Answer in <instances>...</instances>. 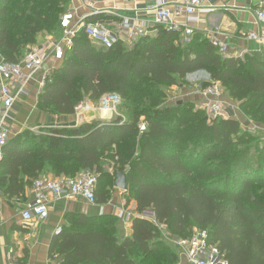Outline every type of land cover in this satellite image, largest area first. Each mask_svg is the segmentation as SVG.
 Wrapping results in <instances>:
<instances>
[{"label":"trees","instance_id":"16d2710c","mask_svg":"<svg viewBox=\"0 0 264 264\" xmlns=\"http://www.w3.org/2000/svg\"><path fill=\"white\" fill-rule=\"evenodd\" d=\"M68 6L69 0H0V60L18 63L37 34L61 32ZM100 17H87L85 24ZM155 30L111 48L92 41L84 28L76 33L72 49L45 78L37 109L70 115L85 99L96 103L115 94L118 113L9 138L0 190L17 194L42 172L71 178L91 170L95 201L103 204L121 173L127 204L132 198L135 213L154 212L158 225L133 216L128 236L119 235L114 215L67 214L51 246L60 264H177L160 225L179 238L206 230L207 243L228 264H264V140L235 119H206L193 102L164 104L163 89L203 70L249 120L264 124V61L223 56L210 41L182 42L176 33Z\"/></svg>","mask_w":264,"mask_h":264},{"label":"crops","instance_id":"0c3cea01","mask_svg":"<svg viewBox=\"0 0 264 264\" xmlns=\"http://www.w3.org/2000/svg\"><path fill=\"white\" fill-rule=\"evenodd\" d=\"M154 1L96 0L93 9L90 10L82 6L78 0H74L69 1L68 11L72 10L75 12L74 21L78 20L82 15L90 17L100 14L102 17L97 21L107 24L111 29H113L112 25L114 22L123 17H128L136 25L144 22L149 34H154L157 25L154 23V12L150 8ZM167 1L171 9L174 3L181 0ZM257 2L258 0H205L202 7L194 14L196 21L191 24L193 28L191 38L196 41H209L208 32L212 31L217 40L226 44L225 56L241 58L246 54L264 61V31L261 29L262 24L257 21L253 13ZM173 19L176 22H183L184 16L174 17ZM250 33H255L261 39L247 38ZM61 35L62 30L59 33L40 32L36 36L35 43L25 47L23 55L32 47H45L50 39H58ZM46 51L48 52L49 50L47 49ZM58 62L59 60L48 57L44 61V72H50L58 65ZM189 77L201 79L202 81H208L209 79L208 73L203 70L189 73L185 76L186 79ZM8 84L13 90H17L20 87L19 83L8 82ZM39 90L40 87L35 79L27 83L26 93L23 92L17 96L9 118L4 123L8 139L24 129L34 131L48 128H74L82 122H90L97 119L108 120L113 117L112 111L103 112V110L93 109V103L87 99L82 101L90 105L87 110L79 113L74 111L70 115H50L38 110L36 107ZM184 91L185 89H183ZM236 107H238V103L233 101V119L239 121L242 128L251 131L259 128L257 123L249 120ZM118 174L121 173H117L116 177ZM38 176H45L50 179L65 178L64 176H54L50 172H42ZM50 196L47 203L48 217L44 220L33 219L25 222L21 218L20 213L32 202L33 190L31 185H25L17 194L0 190V264H60V256L56 252L51 251V246L57 236L54 233L56 227L60 226L62 228L65 225L66 215L69 213L83 214L89 217L114 215L118 219L117 229L119 235H130L131 218L128 221L125 218H121V220L118 218L119 213L122 211L135 213V201L130 198L128 204L126 202L128 197L126 187L125 189L117 188L114 182V186L110 190V197L103 204L96 202L89 204L77 196L60 198ZM163 240L171 247H174V245L176 247V244L171 239H169L170 241ZM177 264L187 263L184 258H181Z\"/></svg>","mask_w":264,"mask_h":264},{"label":"built area","instance_id":"2783aa9c","mask_svg":"<svg viewBox=\"0 0 264 264\" xmlns=\"http://www.w3.org/2000/svg\"><path fill=\"white\" fill-rule=\"evenodd\" d=\"M74 1V0H69ZM82 6L93 9L96 0H78ZM205 0H181L169 8L167 0H155L150 8L154 12V23L162 27L167 32L176 33L182 42H189L193 33L191 24L196 21L195 12L199 10ZM75 12L68 11L61 16L60 26L62 35L58 39H50L45 47L30 48L23 55L18 63H9L0 60V161L3 156V148L8 140L7 130L4 127L5 120L9 118L11 109L17 96L25 92L28 82L36 79V83L41 88L49 72H44V61L48 57L54 60L62 59L63 55L70 51L73 46V39L76 33L84 28L85 34L94 42L105 48H111L118 42L132 44L138 38L149 34L146 24L143 22L136 25L131 18L123 17L113 23V29L100 21L85 24L88 15H82L75 19ZM253 13L264 31V0H258ZM90 15V14H89ZM184 16L183 22H176L173 18ZM74 21V22H73ZM217 31V30H215ZM212 31L208 32L209 41L218 49V52L226 55V44L216 39ZM249 39L260 40L255 33L247 35ZM49 50L48 52L46 50ZM7 81V82H6ZM8 82L19 83L20 87L13 90ZM220 90L219 82H210L207 85L198 86V104L207 118H215L222 111V103L218 100ZM26 93V92H25ZM119 97L115 94H107L100 98V110L107 109L116 113V106ZM90 108L88 103L80 102L74 108L76 113ZM123 120V119H122ZM144 126L141 125V129ZM97 184V174L91 170H82L71 178H46L37 176L33 179L31 187L33 190L32 202L21 211V218L25 222L33 219L44 220L48 217L47 203L49 195L53 198L60 197H81L89 204H94L95 188ZM50 196V197H51ZM119 217L128 221L131 217L146 219L158 225L154 212L151 209H143L139 213L120 212ZM159 227V226H158ZM62 228L57 226L54 233L60 234ZM169 236V234H168ZM179 247L181 255L187 264H228L226 258L219 252L216 246L207 243L206 230H199L189 238L171 237Z\"/></svg>","mask_w":264,"mask_h":264},{"label":"rangeland","instance_id":"374dc122","mask_svg":"<svg viewBox=\"0 0 264 264\" xmlns=\"http://www.w3.org/2000/svg\"><path fill=\"white\" fill-rule=\"evenodd\" d=\"M187 78V77H186ZM184 78V80L180 81L179 84L173 85V86H165L163 89L166 92V98L164 101V104L166 103H174V102H179V101H190L193 102L195 107L198 108L199 104H198V97L199 93H198V86L203 85L204 82H212L210 81V78L208 79V81H202L201 79H195V78H191L189 77L188 79ZM183 89H185V91L183 92ZM219 94V101L222 103V111L220 112V114L217 116L218 118H232L233 119V100L230 99L227 96V93L225 91L224 88H222V86L220 85V90L218 92ZM99 101H97L96 103L92 104V108L96 109L98 111H100V106H99ZM237 110L241 111L239 107H236ZM106 110V109H103ZM231 110V111H230ZM110 111V110H109ZM117 111V109H116ZM230 111V112H229ZM113 116L116 115L115 112H113ZM118 113V111H117ZM258 129H255L253 131L250 130V132H252L253 134H255L257 137H261V139L264 140V124H258ZM245 129V128H244ZM120 220L123 217H118ZM158 231H159V235L162 239H165L166 241H170L169 240V236H168V231L167 229L160 225L158 227ZM198 230H196L194 233H197ZM176 238V237H175ZM173 244V242H172ZM176 252H177V256L179 259L184 258L181 255V251L179 249V247L176 244V247L174 245V247H172Z\"/></svg>","mask_w":264,"mask_h":264},{"label":"water","instance_id":"95a60500","mask_svg":"<svg viewBox=\"0 0 264 264\" xmlns=\"http://www.w3.org/2000/svg\"><path fill=\"white\" fill-rule=\"evenodd\" d=\"M181 101H179L178 103H180ZM207 119V117H206ZM115 186L117 188H120V189H125L126 187V183H125V178L123 175L121 174H118V176L116 177V180H115Z\"/></svg>","mask_w":264,"mask_h":264},{"label":"bare ground","instance_id":"6f19581e","mask_svg":"<svg viewBox=\"0 0 264 264\" xmlns=\"http://www.w3.org/2000/svg\"><path fill=\"white\" fill-rule=\"evenodd\" d=\"M103 110V109H102ZM108 110L106 109V110H103V112H107ZM107 116V115H106Z\"/></svg>","mask_w":264,"mask_h":264}]
</instances>
